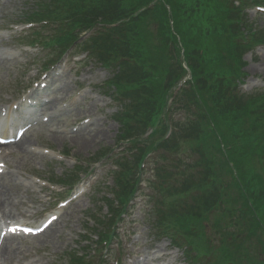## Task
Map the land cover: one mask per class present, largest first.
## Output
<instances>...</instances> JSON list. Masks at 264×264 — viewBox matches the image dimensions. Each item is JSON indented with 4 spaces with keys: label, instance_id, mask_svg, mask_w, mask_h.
Listing matches in <instances>:
<instances>
[{
    "label": "rangeland",
    "instance_id": "1",
    "mask_svg": "<svg viewBox=\"0 0 264 264\" xmlns=\"http://www.w3.org/2000/svg\"><path fill=\"white\" fill-rule=\"evenodd\" d=\"M131 1L136 3L140 0ZM42 2L43 0H0V50L9 48L14 52L13 57L0 52V81L2 80L0 111L11 106L7 105V94L18 93L26 81L31 84L43 78L41 82L45 80L49 87L46 90L45 107L47 116H50L49 123L38 124V128L27 136L26 144L19 145L21 153L14 161L18 167H15L16 169L9 175L10 187L4 189L0 186V214L4 212L6 219L24 220L38 226L46 217L55 213L59 201L84 192L69 202L66 208L61 209L62 217L57 226L52 227L46 234L27 237L26 240L20 239L23 243L20 244L19 249L16 246L19 245L16 239L8 243L9 254L6 255L5 263L13 264L11 262L15 261L19 264H86L84 261V259L88 260L86 252L101 243L100 252L96 258L88 260L87 264H234L232 261H237L239 264H261L258 261L264 260V248L258 234L252 233L248 226V223L252 222V216L246 214L239 193L236 188L231 187L232 175L223 168V165L222 171L217 173L221 175L217 177L219 185L216 189L220 191L219 200L224 199L227 210L204 212L200 215L204 207L199 212L189 211L192 209L190 207L196 201L199 202L198 206L206 201H213L216 196L211 197L208 194L215 193L216 189L210 186V189L201 196L195 197L191 203H189L190 200L184 201L183 207L187 204L188 210L183 207L177 209L178 201L175 196H171L166 207L158 204L161 194L157 189L155 172L163 164L162 161L157 162L159 159L155 158L154 153L150 154L149 163L140 175L141 184L132 208L129 210L130 215L121 222L106 250V245L98 236L100 232L104 235L115 205L112 203L114 195L111 193L120 192L122 189L119 184L121 182L114 183L115 177L121 174L122 170L129 171L130 167L118 168L119 163L116 162L117 158L126 156L124 148L128 146L127 141L122 142L126 145H119L124 124L116 116L123 107L121 102L114 103L112 94L115 91L109 83L117 72V66L116 70L106 64L104 66L97 51L100 49L99 46H102L101 41L108 37L112 39L113 49L124 51L127 48L128 40L123 26L126 20L127 33L134 36L142 33L151 36L147 38L149 48H153L154 45L161 46L156 40L161 34L155 25L148 22L145 14L137 15L141 5H136L139 7L138 12L136 7L127 10L133 7L131 2L119 0L117 2L119 11L128 14L126 20H123L122 25L117 28V25L109 27L114 30L109 35L105 34L102 39H98L99 41L94 40L93 37L98 38L100 32L84 35L82 44L74 47L70 52L65 46L61 47L62 52L58 51V48L42 46L37 48L38 43L54 45L50 39H45L50 37L46 34H55L58 31L56 34H60L61 37L63 33L53 21L45 25L38 24L37 27L35 24L29 28L21 26L26 24L28 13L34 17L33 21L36 23V9L40 10L42 18L69 19L75 26L81 23L84 15H87L90 10L94 16L101 8L109 9V13L114 11L110 9L109 0H54L53 3L51 0H45L44 3ZM121 3H125L127 8ZM190 15L196 23L200 22L191 11ZM238 17L244 19L248 25H253V30L257 29V35L252 31L249 33V29H246L248 36L245 34L244 37L252 39L253 42L250 48L247 47L246 53L238 64L234 65L243 70L244 80L240 83L241 91L253 98L258 97L260 102L258 113L260 107L264 105V45L260 46L264 42L262 40L264 39V12H259L255 8L229 13L227 19L224 16L212 26L218 27L219 29L216 28L218 31L214 30L213 36L205 40L199 39V43L204 49H208L213 43L220 47L223 44L221 38L223 32L235 29L233 21ZM117 22L120 23V18ZM16 25H20L19 28H16ZM42 26L44 27L41 28ZM44 32L46 34L42 36ZM26 44H30L31 47L24 46ZM61 54L64 57L51 69L50 66L55 62L54 56L58 58ZM185 55L182 51V60H185ZM119 56L122 57L120 60L125 58L123 53ZM145 56L156 58L150 52H147ZM50 58L52 60H49ZM226 60L230 59L227 57ZM225 61L222 63L228 65L229 61ZM46 70L48 73L44 74ZM187 71L190 70L187 69ZM115 77L118 78L116 75ZM8 78L9 82H7ZM122 82L125 86L126 81ZM3 96L6 98L3 99ZM49 102H52V105H49ZM175 108L174 106L176 112L171 115L170 121L176 128L182 115L181 111ZM246 123L248 132L253 130L257 135L263 134L264 129L261 130L262 119L259 114L253 128L250 119H247ZM82 128L89 130L86 131L85 144L80 145L76 144L77 137H72ZM90 131L91 133L88 134ZM95 131H102L99 138L94 139ZM173 131L172 129L171 133L166 135V140L172 137ZM80 137L83 138V136ZM175 139L186 150L187 158H189L191 144H184L182 133L172 138V140ZM262 143L260 141L254 144L247 151L248 157L244 164L245 169L253 170L250 182L258 180L263 170V167H261L262 170L259 167ZM180 157L186 158V155ZM195 160H198V157L192 156L187 161L192 164ZM198 170L201 171L202 168ZM86 172H90L91 175L86 177ZM130 172L132 173L131 170ZM135 176L128 179V182L135 183ZM47 181H52L55 186ZM61 181H65V189H71L68 185L76 187L74 186L72 191H66L62 186H57L58 183H63ZM84 182H88L86 189L77 192L79 185ZM228 187H230L229 194L224 193L222 188L226 190ZM128 188L131 190L133 187L129 185ZM218 203L216 202V205ZM161 210L165 213L163 221L159 214ZM197 210L198 208H195V211ZM210 218L212 221L209 220ZM234 221L236 223L232 227ZM109 227L110 223L107 225V228ZM186 239L196 245L199 256H202L201 259L197 258L196 261L194 257L189 258L184 255L183 250L175 248L178 244L185 243ZM160 248L163 254L159 257L157 254ZM2 251L4 255L5 250ZM102 252H107L109 256L105 261L101 257ZM82 253L84 255L80 257Z\"/></svg>",
    "mask_w": 264,
    "mask_h": 264
},
{
    "label": "trees",
    "instance_id": "2",
    "mask_svg": "<svg viewBox=\"0 0 264 264\" xmlns=\"http://www.w3.org/2000/svg\"><path fill=\"white\" fill-rule=\"evenodd\" d=\"M109 1L110 9L114 11L109 13V9L101 8L95 16L90 13L91 10L88 11L81 20L80 33L100 32L98 38L94 37V40L99 41L98 39L114 30L109 27L118 23L119 18L120 23L116 28L122 25L128 14L119 11V0ZM126 1L133 6L127 10L134 9L136 5L147 10L144 13L140 11L137 15L145 14L148 22L157 27L161 35L156 40L161 46L154 45L149 48L147 38L151 36L148 34L134 36L127 33L126 20L123 26L128 40L127 48L124 51L113 49L112 39L108 37L101 41L102 46L97 51L103 64L115 70L117 66L113 81L125 97L120 115L126 120H122L126 122L124 138L130 141L132 150L139 149L131 161H123L122 166L130 167L132 173L130 170L123 172L121 178H127L128 174H139L147 156L155 152L159 159L157 162L162 161L163 164L157 170L156 184L161 194L157 203L166 207L171 196H175L179 210V207L184 206V201L190 200L191 203L195 197L210 189V186L217 188V177L221 175L217 173L222 171L223 165L232 175H229L233 178L231 187L236 188L239 193L246 214L252 216V222H249L250 231L258 234L264 248V130L263 134L257 135L253 130L248 132L246 126V120L250 119L253 128L259 114L262 119L261 130L264 129V105L257 113L260 104L258 97L240 93L243 71L234 65L238 64L247 51V39L244 36L246 29L252 31V26L238 17L233 21L235 29L223 32V44L220 47L213 43L208 49H204L199 43V39L205 40L218 31V27L212 26L220 18L225 16L227 19L229 13L242 12L245 7L259 4L262 0H239V6L235 5L234 0ZM121 5L125 6V3ZM138 9L136 7V11ZM190 11L196 20H200L199 23L192 20ZM103 30L105 32H101ZM73 37L74 40L77 38L75 34ZM182 51L186 54L185 60H182ZM147 52L156 58L145 56ZM120 53L125 54L123 60H120ZM212 53L214 54L211 55ZM227 57L230 60L225 61ZM222 61H229V64H223ZM184 62L188 65L192 78L181 88L179 95L173 97L174 87L188 74ZM124 80L125 86L122 82ZM174 106L181 111L182 119L178 120L172 137L166 140L165 136L171 126H175L170 121L171 115L176 112ZM181 133L184 135V144H191L189 158L198 157L192 164L187 161V152L178 140H172ZM260 141L263 143L259 167H263V170L261 169L258 180L250 182L253 170L245 169L244 163L248 157V149ZM181 155H186V158H181ZM198 168L202 170L199 171ZM229 188L222 190L229 194ZM208 195L216 197L213 201H206L199 206L196 201L190 207L194 210L189 211L199 212L204 207L201 215L204 212L227 210L224 199L219 200L220 191L216 189L215 193ZM185 206L183 208L188 210L187 204ZM195 208L198 210L195 211ZM159 214L163 219L164 211H159ZM209 220L212 221L211 218ZM234 223L235 221L232 227ZM189 246H192L190 242ZM258 263L264 264V260Z\"/></svg>",
    "mask_w": 264,
    "mask_h": 264
},
{
    "label": "bare ground",
    "instance_id": "3",
    "mask_svg": "<svg viewBox=\"0 0 264 264\" xmlns=\"http://www.w3.org/2000/svg\"><path fill=\"white\" fill-rule=\"evenodd\" d=\"M60 96H62V95H60ZM64 97V96H63ZM57 98H59V97H57ZM56 98V99H57ZM58 101V100H57ZM56 101V102H57ZM49 105H52V102L49 104ZM84 127H88L87 125H84ZM89 129H86V130H83V128L81 129V130H79L77 133H76V135L75 136H73L72 138H76L77 137V139H76V144L78 143V144H80V145H83V144H85V140L87 139V136H86V131H88ZM91 133V131L88 133V134H90ZM101 134H102V131H95V134H94V139H96V138H99L100 136H101ZM80 136H83V138H81ZM91 136H93V135H91ZM127 151H129V149H126ZM55 220V219H54ZM52 226H57V222L54 224V225H52ZM165 249H166V247H165ZM160 253L162 252V250H161V248H160Z\"/></svg>",
    "mask_w": 264,
    "mask_h": 264
},
{
    "label": "snow or ice",
    "instance_id": "4",
    "mask_svg": "<svg viewBox=\"0 0 264 264\" xmlns=\"http://www.w3.org/2000/svg\"><path fill=\"white\" fill-rule=\"evenodd\" d=\"M3 166L2 165H0V168H2ZM53 219H55V217H53ZM13 231H15V229H13ZM29 231H30V229H29Z\"/></svg>",
    "mask_w": 264,
    "mask_h": 264
}]
</instances>
